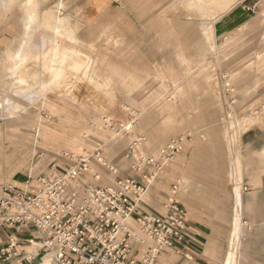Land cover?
Masks as SVG:
<instances>
[{
  "label": "rangeland",
  "instance_id": "rangeland-1",
  "mask_svg": "<svg viewBox=\"0 0 264 264\" xmlns=\"http://www.w3.org/2000/svg\"><path fill=\"white\" fill-rule=\"evenodd\" d=\"M108 1L131 16L126 30L113 19H83L99 12L92 5L0 0V19L9 31L18 25L0 49V160L20 152L3 161L0 176L46 170L57 153L91 150L98 142L127 176L130 141L142 138L136 156H155L192 132L152 182L155 194L165 198L178 182L186 209L208 218L223 238V260L238 247L236 264H264V0ZM13 15L19 20L11 21ZM59 15L67 17L60 29L68 36L60 39L68 51L51 75ZM207 18L213 43L205 34ZM156 40L173 56V63L164 60L167 68L142 53ZM104 171L98 169L104 181L114 179ZM237 183L243 204L236 244ZM234 257L231 251L229 264Z\"/></svg>",
  "mask_w": 264,
  "mask_h": 264
},
{
  "label": "built area",
  "instance_id": "built-area-1",
  "mask_svg": "<svg viewBox=\"0 0 264 264\" xmlns=\"http://www.w3.org/2000/svg\"><path fill=\"white\" fill-rule=\"evenodd\" d=\"M140 140L129 142L127 157L133 158L131 170L143 179L121 176L98 146L80 154L64 152L68 163L62 168L53 164L50 178L41 176L42 186L34 190L1 182L0 227L19 234L30 230L27 242L33 250L23 253L18 248L23 239L10 233L0 247V262L20 264L23 258L32 259L33 252L46 250L50 264H163L165 250L174 248L186 231L187 209L178 184L164 213L147 210L143 198L186 140L192 141V132L173 138L155 156H136ZM93 164L112 175L113 182L102 184Z\"/></svg>",
  "mask_w": 264,
  "mask_h": 264
},
{
  "label": "crops",
  "instance_id": "crops-1",
  "mask_svg": "<svg viewBox=\"0 0 264 264\" xmlns=\"http://www.w3.org/2000/svg\"><path fill=\"white\" fill-rule=\"evenodd\" d=\"M73 1H75L78 4L77 5L78 8L81 6V9L86 10L87 7H90L92 5V7H94V10H99V12L93 13V14L87 13V12L83 13L82 14L83 19L86 18V20L88 21L93 19V21H98L99 23L107 20L108 18L113 19L115 21L114 24L120 25V28H122V30L123 29L126 30V27H130L131 25V21H132L131 16H128L125 13L123 14L120 13V10L118 7L112 8V4H110L111 2H109L108 0H92L90 4H87L85 0H70V3H73ZM191 3H194V1L188 0L187 5ZM220 3H222V1H220ZM11 19H12L11 21L19 20L18 17L14 15L11 16ZM3 20H4L3 18L0 19V49L3 48L6 38L14 37L15 35L14 31H17V28H18V25L12 24L13 26L11 30L9 31V28L7 27V24L9 23H4ZM206 32L207 31L205 30V34L208 37ZM152 46L155 48L154 49L155 52L151 51V48H153ZM144 47L145 48L142 49V53L145 56V59L147 58H150L151 60L155 59L157 63L161 64L162 68H165V67L167 68V65H164L165 59H166V62L171 60L173 63V56L168 55V52H165L161 48V45L158 40H156L155 43L147 42ZM123 63L130 64L127 60L123 61ZM129 67L131 68V65ZM171 67H173L174 69L176 68V65L172 64ZM52 136H53V133L48 135L49 138H52ZM2 142H5V141L2 140ZM2 142L0 141V147L2 145L1 144ZM98 146H100L103 149V145L100 142L95 144L93 149L97 148ZM127 149H128V146H126V151H125L126 159L128 158ZM9 150H11V148ZM86 150H89V149H86ZM86 150H83L80 152H73V151H68V152L80 154ZM64 152L57 153L54 156V158L51 160V162L48 164V167L46 170L39 171L36 169H32L25 173L24 172H14L12 174L9 172L8 173L6 172L5 174L0 176V178L2 179L0 183L9 182L15 185L19 189H24L27 186L29 190H34L35 188L42 186V183L39 180L41 176L50 178L51 167L53 164H57L60 168H62L66 163H68V159L63 156ZM19 153H17V155L13 157L12 159L16 158L19 155ZM12 159H9L8 161L4 159L3 161L8 163ZM3 161L0 160V170L3 169V165H2ZM97 166L96 167L94 166V169L98 171V169L101 167L100 166L97 167ZM168 167H166L165 169H167ZM164 170L158 173L157 177L153 180V182L160 179V174L163 173ZM129 175L135 176L136 178H139V179H143L140 172L136 170L134 171L131 170V173ZM100 182L102 184H109V183H112L113 180H110L109 182L104 181V177H102L100 173ZM174 184L179 185L178 182H173L171 184V189ZM150 188L148 186L145 192V195L143 198V206L147 210H150V211H155L158 213L166 212L167 200L171 193V189H170V192L166 194L165 198H162V197L159 198L157 194H155L156 185L152 183ZM149 189L151 190L150 192L148 191ZM147 192L149 194V197L146 196ZM179 192H180V186H179L178 193ZM234 192H235L236 203H237V212H236V217H235L233 236L236 239L234 242H236L237 244V241H240L238 237V233L240 231L241 224H242V220L240 217V213H241L240 210L242 209V204H243L241 185L239 183H237L236 186L234 187ZM10 233L19 235V237L23 239V243L18 247L19 250L21 249L23 251V253L30 252L33 250V246L28 244L27 242V239H29L32 236V232L30 230H27L19 234V233H16L14 230L8 227H5V226L0 227V247L4 246L7 243L8 236ZM224 250H225L224 240L221 236H218L214 232L212 224L208 222V218L207 219L204 217L200 218V216L196 214V212L193 209H190V210H187V228H186L184 235L175 242L174 248L165 250V252L161 256V261L163 264H227L226 262L228 261L229 254L231 251H233L234 256H235L234 264H236L237 259H238V247L232 248V250L228 252V254L226 255L225 260H223ZM46 252H47L46 250H42L41 254H37L36 252H33L32 259L27 260L23 258L20 264H45L46 260L48 259V255H46ZM0 264H3V263L0 262Z\"/></svg>",
  "mask_w": 264,
  "mask_h": 264
},
{
  "label": "bare ground",
  "instance_id": "bare-ground-1",
  "mask_svg": "<svg viewBox=\"0 0 264 264\" xmlns=\"http://www.w3.org/2000/svg\"><path fill=\"white\" fill-rule=\"evenodd\" d=\"M218 4L220 5V2ZM220 7L217 8V10H220ZM66 18H64V16L61 17V15H59L55 20L56 22L54 25V45L51 48V58H50L51 62H50V66H49V72L51 75H57V71H56L57 66L60 64L61 60L65 57V54H67V51H68L67 46L65 44H63L61 39H60V37L68 36L67 31H61V29H60L61 27L64 26L65 21H67ZM207 20L208 21L206 22L204 29L207 31L206 33L208 35V38L213 43L214 36H215V28H214V25L212 23V19L207 18ZM26 30H27V34H30L29 29L27 28ZM0 107H2L1 104H0ZM47 255H48V259L46 260L45 264H50V261H51L50 255L49 254H47ZM226 263L229 264L230 261L228 260Z\"/></svg>",
  "mask_w": 264,
  "mask_h": 264
}]
</instances>
